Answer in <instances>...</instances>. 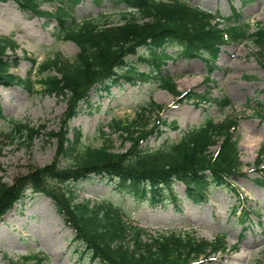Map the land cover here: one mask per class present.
Masks as SVG:
<instances>
[{"label":"rangeland","instance_id":"1","mask_svg":"<svg viewBox=\"0 0 264 264\" xmlns=\"http://www.w3.org/2000/svg\"><path fill=\"white\" fill-rule=\"evenodd\" d=\"M36 1L42 12L51 16L59 12L58 2ZM179 1L211 13L221 28L232 15L233 8L241 13L242 20L251 23L252 32L264 25V0H233V4L232 0ZM128 11V7L117 0H82L72 9L79 23L94 20L101 26L107 22L112 26L122 24V16ZM51 16L22 12L13 1L0 4V41L7 45L5 60H12L15 68L10 72L21 79H27L30 73L33 81L38 79L30 59H36L40 64L59 52L74 60L80 52L74 42L56 40L57 21ZM139 52L142 56L150 54L146 49ZM166 52L172 59L165 61L162 72L175 78L179 92L208 93V98L228 97L231 107L221 110L217 105L198 100L197 104L194 101L178 103L175 96L160 88L157 80L151 77L140 78L135 85L125 81L110 92L97 86L89 93V103H80L76 113L69 107L71 96L62 100L46 95L40 85L34 87L33 93L22 86H2L0 183L11 187L24 176L50 165L56 158L58 140L65 128L81 129L85 146L100 147L104 134L111 133L110 127L115 120L133 121L151 102L163 107L160 117L167 125L158 124L157 130L162 134L151 136L141 145L149 151L177 143L208 118L221 123L227 117H233L238 122L235 139H238L245 174L233 179L235 192L228 188H211L207 201L195 203L185 197V186L178 182L173 186L178 203L168 200L166 204L152 206L147 202L138 204L130 196L120 193L115 183L98 177L60 185L53 182L52 185L74 191L78 201L115 205L128 222L147 232L144 236L147 240L164 233H194L197 238L209 242L219 235L224 236L226 250L212 255L204 264H264V186L257 183L259 172L254 169L259 161V168L264 164V121L254 113L255 109H260L259 104L264 108L261 51L250 41L228 44L221 49L213 71L199 58L181 56L179 44L171 43ZM127 60L135 62L140 72L153 70L152 63L139 61L137 56ZM207 78L210 80L206 81ZM155 115H151L150 127L155 122ZM12 121L33 126L38 135L24 142L16 134V139L11 141L9 136L14 134ZM111 138L116 152L130 149V144L124 143L119 134H112ZM211 150L216 151L217 147ZM67 165L68 161L61 162V166ZM240 204L249 212L244 224L240 222ZM237 206L238 212L234 214ZM74 235L49 197L28 190L26 196L0 218V264L20 263L32 256L43 258L46 264H86L88 255L80 258V252L72 244Z\"/></svg>","mask_w":264,"mask_h":264},{"label":"trees","instance_id":"2","mask_svg":"<svg viewBox=\"0 0 264 264\" xmlns=\"http://www.w3.org/2000/svg\"><path fill=\"white\" fill-rule=\"evenodd\" d=\"M9 1L15 2L22 12L51 16L39 9L36 0H0V4ZM49 1L59 3V12L51 16L57 21L56 40L74 42L80 50L78 56L71 60L57 52L40 64L30 59L38 79L33 81L32 73L27 79H21L10 72L15 65L12 60H5L7 45L0 41V87L22 86L33 93L34 87L40 85L46 95L62 100L71 96L69 107L75 113L80 103H89V93L97 86L110 92L125 81L135 85L140 78L147 77L157 80L160 88L175 96L179 103L206 101L221 110L230 107L228 97L208 98V93L177 90L175 78L162 72L165 61L172 58L166 52L171 43L182 47L181 56L202 59L210 71L216 68L221 48L231 43L250 41L264 58V25L252 32L251 23L242 20L236 11L227 19L225 28L220 29L219 24L213 22L212 14L179 0H117L129 9L122 16L123 23L112 26L107 22L101 26L94 20L79 23L73 16L72 9L82 0ZM140 49L150 54L142 56ZM136 56L139 61L152 63L153 70L140 72L135 62L127 60ZM259 105L260 109L255 112L264 121V108ZM142 111L133 121L115 120L110 127L111 133L104 134L100 147L85 146L81 129L65 128L58 140L56 158L50 165L24 176L11 187L0 183V218L23 199L28 190L46 195L74 232L72 244L80 252V258L88 255L86 264H204L210 255L224 251L222 236L209 242L197 238L194 233H164L147 240L144 238L147 232L128 222L115 205L78 201L74 191L53 187V182L60 185L98 177L115 183L120 193L138 204L147 202L152 206L166 204L168 200L177 202L173 186L178 182L185 186L186 197L195 203L207 201L211 188L236 191L233 179L245 174L238 139H235L238 122L233 117L221 123L208 118L177 143L149 151L141 145L151 136L162 134L157 125L167 123L160 117L163 107L155 102ZM151 115H155V122L150 127ZM3 117L0 111V118ZM12 123L11 141L16 139V134L24 142L38 135L27 123ZM112 134H119L124 143L130 144V149L116 152ZM213 147L217 150L212 151ZM263 150L264 146L262 155ZM63 160L69 165L61 166ZM260 162L254 169L261 173L257 183L264 186V164L259 168ZM248 215L242 207L240 222L244 224ZM9 264L46 263L43 258L32 256Z\"/></svg>","mask_w":264,"mask_h":264},{"label":"bare ground","instance_id":"3","mask_svg":"<svg viewBox=\"0 0 264 264\" xmlns=\"http://www.w3.org/2000/svg\"><path fill=\"white\" fill-rule=\"evenodd\" d=\"M6 218V217H5Z\"/></svg>","mask_w":264,"mask_h":264}]
</instances>
